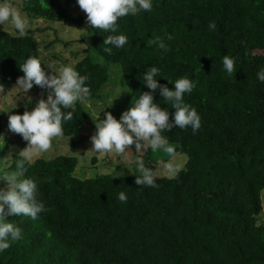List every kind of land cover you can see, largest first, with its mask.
Segmentation results:
<instances>
[{
    "label": "trees",
    "instance_id": "1",
    "mask_svg": "<svg viewBox=\"0 0 264 264\" xmlns=\"http://www.w3.org/2000/svg\"><path fill=\"white\" fill-rule=\"evenodd\" d=\"M153 4L151 12L117 21V34L129 43L113 48L111 56L103 51L110 33L91 29L75 67L89 77L87 101L99 98L109 79L92 52L121 65L122 83L136 99L148 91L142 77L153 66L173 81H195L184 100L201 116V128L196 134L190 127L162 133L187 154L184 169L177 179L161 176L156 187H144L135 184L139 174L77 178L74 156L38 158L26 175L39 181V199L48 210L35 221L8 217L22 238L0 253V264H264V83L257 80L264 67V0ZM22 10L31 19L86 22L61 0H22ZM166 34L175 39L167 41ZM155 37L165 38L170 51L149 48L147 40ZM224 55L235 57L232 76L223 69ZM30 56L46 64L33 31L17 38L0 29V84H16L23 75L19 66ZM29 92L46 93L38 86ZM155 99L169 108L171 119V104L158 91ZM67 111L73 118L63 125V136L77 133L88 115L82 104ZM3 127L0 111V136ZM120 192L126 202L118 199Z\"/></svg>",
    "mask_w": 264,
    "mask_h": 264
},
{
    "label": "clouds",
    "instance_id": "2",
    "mask_svg": "<svg viewBox=\"0 0 264 264\" xmlns=\"http://www.w3.org/2000/svg\"><path fill=\"white\" fill-rule=\"evenodd\" d=\"M76 2L86 13V24L90 30L99 29L110 33L103 40V51L109 56L113 55V48L123 49L129 43L127 35L117 34V21L127 16H136L140 12H151L154 6L153 0ZM29 24V18L13 0H0V26H3L4 31L10 27L17 38H24L28 35ZM209 29H216L215 22L209 23ZM173 39L175 37L172 34H166L167 41ZM147 45L149 48L155 46L164 52L170 51L165 38H150ZM222 65L228 76L237 72L235 57L224 55ZM19 68L23 75L17 78L15 88L19 89L21 96L27 97V103H32V97L27 96V93L34 86L46 91L47 98H40L31 110L26 105L23 114H11L8 117V129L19 134L27 143L15 156L10 153L3 158L14 164V167L0 160V181L6 182V187L0 188V253L22 238V229L8 222V217L25 216L35 221L40 218L41 213L48 210L39 199V181L28 177L26 173L41 154L52 148L53 140L64 135L63 125L73 118V111L67 110L74 109L77 103L84 104L91 95V88L87 83L89 77L76 70L75 62L57 68L52 64H42L40 58L30 56ZM160 78L167 80L173 87L161 84ZM257 80L264 83V67L257 72ZM142 84L148 91H141L139 97L134 103L131 102L129 109L125 110L119 119L111 112H105V118L102 120L99 116L94 119L96 131L90 137L91 151L101 155L114 152L123 162L128 159L127 150L132 149L134 145V152L137 154L135 166L139 173L135 175V184L156 187V181L161 175L170 180L177 179L183 167L177 158L176 149L162 133L176 127H190L193 134H196L201 128L202 118L197 110L184 100L185 94H191L196 87V82L188 76L173 81L164 76L160 68L153 66L144 73ZM0 89L3 87L0 86ZM157 91L162 100L171 104V109H174L171 119L169 108L161 107V104L156 102ZM125 92L131 93L132 90L128 87ZM149 149L151 153L162 150L168 159L161 161L154 168L146 166L143 155ZM118 199L126 202V193L120 192Z\"/></svg>",
    "mask_w": 264,
    "mask_h": 264
},
{
    "label": "rangeland",
    "instance_id": "3",
    "mask_svg": "<svg viewBox=\"0 0 264 264\" xmlns=\"http://www.w3.org/2000/svg\"><path fill=\"white\" fill-rule=\"evenodd\" d=\"M61 2L71 12L82 14L86 18V13L80 9L76 0H61ZM13 3L22 10V0H13ZM23 13L26 14L24 11ZM29 20L30 24L28 30L33 31L39 40L41 57L46 64H52L54 67L58 68L64 64L76 63L86 54L87 41H89L91 37V30L88 28L86 22L84 25L79 26L66 21L54 22L45 19L31 18H29ZM0 29L3 30V26H0ZM5 30L14 33V30L10 27ZM91 55L107 68L109 79L101 88L99 98L92 101L86 100L85 103L82 104L86 107L88 115L78 132L71 136L55 138L52 142V148L48 152L41 154L40 157L46 159H51L57 155L76 157L78 164L75 168L74 176L80 179L93 178L103 174H109L113 177L139 174L135 166V156L137 154L134 152V145L132 149L129 148L127 150L126 156L128 159L123 162H121V159L114 152L101 155L91 151L92 144L90 137L96 131L94 119L98 118V116L99 119H104L105 112H111L114 117L119 119L121 114L129 109L131 102L134 103L136 100L132 92H125L128 91V88L122 83L123 74L121 65L119 63L106 61L103 57L93 52ZM115 65L119 67L116 68L114 67ZM0 86L3 87V89H0V111L2 113L4 126L2 131L3 137L0 142V151L3 152L1 160L4 164H10L11 166V162L3 160V158H6L10 153L13 156L16 155L19 150L26 147L27 142L24 141L19 134L12 133L8 129V117L11 114H23L26 105L28 109L31 110L35 107L36 102L40 98H47V93L28 92L27 96L32 97V103L28 104L27 97L21 96L22 93L19 89L15 88L16 84L10 86L0 84ZM171 145L176 149L177 158L183 165L182 169H184L188 159L187 154L178 149L175 144L171 143ZM143 159L146 166L154 168L159 165L161 161H166L168 156L162 150L151 153V149H149L148 152L143 155ZM2 187H6V182L0 181V188ZM262 199L263 210L260 214V220L264 221V190L262 192Z\"/></svg>",
    "mask_w": 264,
    "mask_h": 264
}]
</instances>
